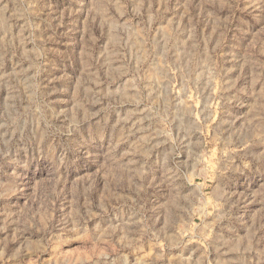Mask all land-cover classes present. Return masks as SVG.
Returning <instances> with one entry per match:
<instances>
[{
    "label": "rangeland",
    "instance_id": "374dc122",
    "mask_svg": "<svg viewBox=\"0 0 264 264\" xmlns=\"http://www.w3.org/2000/svg\"><path fill=\"white\" fill-rule=\"evenodd\" d=\"M0 264H264V0H0Z\"/></svg>",
    "mask_w": 264,
    "mask_h": 264
}]
</instances>
